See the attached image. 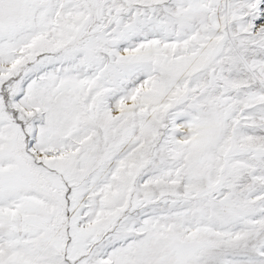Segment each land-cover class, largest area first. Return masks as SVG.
Instances as JSON below:
<instances>
[{
	"label": "snow or ice",
	"instance_id": "obj_1",
	"mask_svg": "<svg viewBox=\"0 0 264 264\" xmlns=\"http://www.w3.org/2000/svg\"><path fill=\"white\" fill-rule=\"evenodd\" d=\"M0 264H264V0H0Z\"/></svg>",
	"mask_w": 264,
	"mask_h": 264
}]
</instances>
